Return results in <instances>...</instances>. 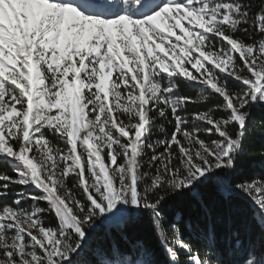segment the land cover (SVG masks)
<instances>
[{
    "label": "snow or ice",
    "instance_id": "6c2138e0",
    "mask_svg": "<svg viewBox=\"0 0 264 264\" xmlns=\"http://www.w3.org/2000/svg\"><path fill=\"white\" fill-rule=\"evenodd\" d=\"M257 109L264 0H0V264H225L167 212L208 183L260 228L232 264H264Z\"/></svg>",
    "mask_w": 264,
    "mask_h": 264
},
{
    "label": "trees",
    "instance_id": "16d2710c",
    "mask_svg": "<svg viewBox=\"0 0 264 264\" xmlns=\"http://www.w3.org/2000/svg\"><path fill=\"white\" fill-rule=\"evenodd\" d=\"M257 126L254 138L245 142V151L242 154L238 167L250 174H259L264 171V124L260 117H264V110H256ZM198 198L193 194H186L173 201L167 208L170 218L182 217L194 226L200 238L209 230L214 233L215 250L225 264H232L236 259L230 252L231 240L238 234L241 240L247 241L260 235L259 225L253 220L247 208L237 200H229L223 188L214 183H208L198 188ZM129 231L141 239H149V233L142 224L132 226Z\"/></svg>",
    "mask_w": 264,
    "mask_h": 264
}]
</instances>
